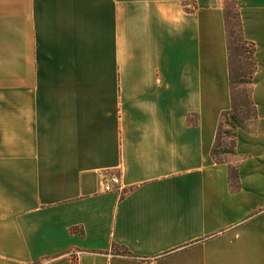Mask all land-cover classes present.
<instances>
[{
	"label": "crops",
	"instance_id": "obj_1",
	"mask_svg": "<svg viewBox=\"0 0 264 264\" xmlns=\"http://www.w3.org/2000/svg\"><path fill=\"white\" fill-rule=\"evenodd\" d=\"M236 6L256 116L216 162L220 0H0V264H264V0Z\"/></svg>",
	"mask_w": 264,
	"mask_h": 264
},
{
	"label": "trees",
	"instance_id": "obj_2",
	"mask_svg": "<svg viewBox=\"0 0 264 264\" xmlns=\"http://www.w3.org/2000/svg\"><path fill=\"white\" fill-rule=\"evenodd\" d=\"M235 9H236V13L233 14L232 19H235V22L237 23L236 26L239 30L238 39L240 40L241 43H243V47L241 48L245 53V58L243 57L244 60L242 61V57L237 52V49H235L232 46V41H231L232 38L230 36V30H229L230 15L228 13V10L225 7H222L224 14V23L226 28V38H227L228 67H229V80H230V91H231V108L228 111L222 113L220 117L215 145L212 150V158L214 159V161H216L214 158V149L216 147L218 138L221 133L222 124L224 122L227 123V120L229 119H231L234 122V126H232L233 132L231 133L233 137L232 140V150H233L235 146V137H236L235 131L237 127L240 124L244 123L245 121L255 118L256 116V109L254 107L252 100L250 99L249 90L242 91L239 97H237L236 94L237 85L240 84L247 86L251 84L253 75L256 71V63L254 60L255 46L253 43L246 41L242 34L241 17L238 8L236 6V0H235ZM113 247L114 250L116 251V255L125 256L129 258L133 257L126 250L120 251L121 248H119L118 246H113Z\"/></svg>",
	"mask_w": 264,
	"mask_h": 264
},
{
	"label": "rangeland",
	"instance_id": "obj_3",
	"mask_svg": "<svg viewBox=\"0 0 264 264\" xmlns=\"http://www.w3.org/2000/svg\"><path fill=\"white\" fill-rule=\"evenodd\" d=\"M220 2H221L222 7H225L228 10V13L230 15L229 30H230V36L232 38L231 39L232 46L235 49H237V52L242 57V61H243L245 58V53L243 52V49L241 48L243 47V43H241L240 40L238 39L239 30L236 26L237 23L235 22V19H232L233 14L236 13L235 0H220ZM248 90H249V85L247 86L240 85V84L237 85V89H236L237 97H239L242 91H248ZM232 126H234V122L231 119L227 120V123L224 122L222 124L221 133L218 138L216 147L214 149V158L218 162H231L232 160L231 159L232 158V155H231L232 140H233V137L231 135V133L233 132Z\"/></svg>",
	"mask_w": 264,
	"mask_h": 264
},
{
	"label": "built area",
	"instance_id": "obj_4",
	"mask_svg": "<svg viewBox=\"0 0 264 264\" xmlns=\"http://www.w3.org/2000/svg\"><path fill=\"white\" fill-rule=\"evenodd\" d=\"M103 189L105 192H113L115 190L119 191L122 189L120 178L113 175L102 174ZM76 254H72V262L76 259Z\"/></svg>",
	"mask_w": 264,
	"mask_h": 264
}]
</instances>
